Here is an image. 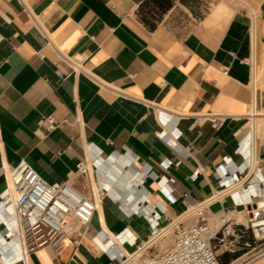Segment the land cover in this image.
I'll return each instance as SVG.
<instances>
[{"label": "crops", "instance_id": "crops-1", "mask_svg": "<svg viewBox=\"0 0 264 264\" xmlns=\"http://www.w3.org/2000/svg\"><path fill=\"white\" fill-rule=\"evenodd\" d=\"M148 1L154 28L138 18ZM164 4L0 0V264L23 254L6 236L21 163L48 183L72 173L97 210L85 234L13 264H142L155 213L166 225L196 201L211 219L245 210L219 196L215 171L242 164L240 149L264 162V0Z\"/></svg>", "mask_w": 264, "mask_h": 264}, {"label": "built area", "instance_id": "built-area-1", "mask_svg": "<svg viewBox=\"0 0 264 264\" xmlns=\"http://www.w3.org/2000/svg\"><path fill=\"white\" fill-rule=\"evenodd\" d=\"M224 73L228 74V71ZM207 117L217 130L223 128L228 120L226 115ZM42 122L47 125V132L57 128L53 116L43 118ZM240 153L245 161L236 165L231 158H226L216 169L215 178L221 189L219 196L226 192L233 197L235 206H245L243 213L247 222H237L231 212H225L221 217V226L214 230L207 205L197 201L189 212L166 225L161 223V216L155 213L150 216V238L142 245V250L147 252L145 264H223L217 244L233 254L262 251L264 205L260 206L258 200L264 198V162L255 155L246 158L242 149ZM90 171L88 162L77 164V173L87 177ZM148 173L152 175L150 170ZM199 174L200 170H196L192 179L196 180ZM10 176L16 196L10 210L13 222L6 236L22 246L23 254L8 260V264L47 246H63L67 236L79 234L81 228L92 222L97 201L71 184L72 173L61 183H48L33 166L21 163L12 170ZM7 196L4 198L5 203ZM183 196L188 198L189 193L183 192ZM7 208L10 209L5 204L4 209ZM170 231L175 236L174 242L167 250H163L162 241L169 236ZM125 234H120L119 238L130 243ZM136 241L135 238L132 243ZM154 250L157 252L153 253Z\"/></svg>", "mask_w": 264, "mask_h": 264}, {"label": "rangeland", "instance_id": "rangeland-1", "mask_svg": "<svg viewBox=\"0 0 264 264\" xmlns=\"http://www.w3.org/2000/svg\"><path fill=\"white\" fill-rule=\"evenodd\" d=\"M150 7L149 6H145V9L140 8L139 12H138V18L141 22H144V19L147 18V16H150L149 11H150ZM148 13V14H146ZM154 18H150L148 19V21L153 22ZM262 121V120H260ZM193 214V213H192ZM224 214L222 213V216ZM234 218H237V216H239V213L236 214H231ZM237 215V216H236ZM221 218H219V216H214L211 219V222L213 224V226H216V228L214 230H216L217 228H219L221 226ZM246 223V222H245ZM86 229L85 227L81 228L79 230V235L85 234ZM175 236L172 234V232L169 233V236L165 238V240L162 241V249L163 250H167L174 242ZM217 251L218 254H220L221 256V260L222 261H229V264H264V248L262 249V251L257 250V251H251V252H242V253H237V254H233L230 253L229 251H225V247L220 246L219 244H217ZM144 261L142 262V264H145V260H146V256H143Z\"/></svg>", "mask_w": 264, "mask_h": 264}, {"label": "trees", "instance_id": "trees-1", "mask_svg": "<svg viewBox=\"0 0 264 264\" xmlns=\"http://www.w3.org/2000/svg\"><path fill=\"white\" fill-rule=\"evenodd\" d=\"M150 2H152L154 6L165 7L164 2H166V0H150ZM146 5L147 6L150 5L149 4V1L146 2V3H144V5L142 6V9H144ZM150 18L151 17L147 16V18L144 19V22L143 23H145L146 25H148L150 28H154L155 25H156V23H155L156 19L154 18L155 20L153 19L154 21L153 22H150V21H148V19H150ZM222 263L223 264H229V261H222Z\"/></svg>", "mask_w": 264, "mask_h": 264}, {"label": "bare ground", "instance_id": "bare-ground-1", "mask_svg": "<svg viewBox=\"0 0 264 264\" xmlns=\"http://www.w3.org/2000/svg\"><path fill=\"white\" fill-rule=\"evenodd\" d=\"M12 182H13V180H12ZM13 188H14V184H13ZM14 200V199H13ZM258 203H259V205L260 206H263L264 205V198H261V199H259L258 200ZM232 214V213H231ZM234 214V213H233ZM222 217V214L220 215V217L219 218H221ZM239 218L242 220V222H247V217L245 216V214L243 213V212H241V213H239ZM241 220H239V221H241ZM221 222V221H220ZM212 227H213V229H215L216 228V226H213V224H212ZM218 229V228H217ZM216 229V230H217ZM170 232H172V231H170ZM169 232V233H170ZM127 237V239H132V236H129V235H126ZM136 255H133L132 257H135ZM140 262V261H139ZM128 263V262H127ZM235 263V262H234ZM234 263H232V264H234Z\"/></svg>", "mask_w": 264, "mask_h": 264}]
</instances>
